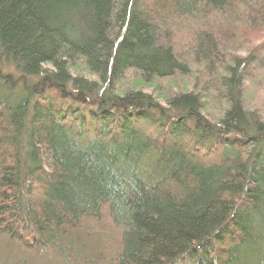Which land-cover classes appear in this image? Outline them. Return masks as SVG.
Wrapping results in <instances>:
<instances>
[{
    "label": "trees",
    "instance_id": "obj_1",
    "mask_svg": "<svg viewBox=\"0 0 264 264\" xmlns=\"http://www.w3.org/2000/svg\"><path fill=\"white\" fill-rule=\"evenodd\" d=\"M263 102L264 0H0V237L72 260L108 228L111 264H246Z\"/></svg>",
    "mask_w": 264,
    "mask_h": 264
},
{
    "label": "rangeland",
    "instance_id": "obj_2",
    "mask_svg": "<svg viewBox=\"0 0 264 264\" xmlns=\"http://www.w3.org/2000/svg\"><path fill=\"white\" fill-rule=\"evenodd\" d=\"M241 55H247V51L242 50ZM48 68V67H47ZM12 72H14L12 70ZM264 102L259 106L263 110ZM116 232H119L116 230ZM86 240L97 238L98 242L94 247L77 249L69 258L57 251H50L45 255L26 253L20 247L10 244L7 239L0 237V264H111L112 257L119 254L120 236L111 232V229L102 232L89 231ZM100 236V237H99ZM100 238V239H99ZM102 238V239H101ZM244 255L246 264H264V230H259L258 238L254 241L253 247L247 250ZM185 261L179 260V264ZM114 264V263H113Z\"/></svg>",
    "mask_w": 264,
    "mask_h": 264
}]
</instances>
